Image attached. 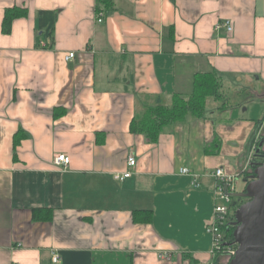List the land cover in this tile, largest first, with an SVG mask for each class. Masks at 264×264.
I'll use <instances>...</instances> for the list:
<instances>
[{"label":"crops","instance_id":"1","mask_svg":"<svg viewBox=\"0 0 264 264\" xmlns=\"http://www.w3.org/2000/svg\"><path fill=\"white\" fill-rule=\"evenodd\" d=\"M114 2L105 13L96 0H0V264H53V252L60 264L228 261L211 253V173L245 181L253 148L264 150V0ZM13 8L26 16L4 35ZM224 22L231 32L216 29ZM207 72L245 102L209 100L156 143L131 132L157 99L188 97Z\"/></svg>","mask_w":264,"mask_h":264},{"label":"trees","instance_id":"2","mask_svg":"<svg viewBox=\"0 0 264 264\" xmlns=\"http://www.w3.org/2000/svg\"><path fill=\"white\" fill-rule=\"evenodd\" d=\"M97 10L105 13L112 12L115 9L114 0H96ZM26 16L24 9L13 8L5 11L2 33L9 35L11 33L12 24L15 19ZM49 47V46H48ZM225 95L222 94L220 80L215 72L198 73L194 78L193 91L188 97L176 95L173 97L171 104H163L161 99H157L156 103L147 107L140 115L135 117L131 123V132L134 134H143L152 143H156L159 136L168 127L178 123L187 121L189 118H202L207 109L209 100L225 102ZM261 154H256L250 166V172L246 173V179H250L254 175L256 166L263 161ZM245 190V189H244ZM236 206V208H238ZM236 208L235 211L236 212ZM234 210V209H233ZM145 211H135V221L140 220V215ZM53 211L51 209H33V218L37 221H50ZM148 218L151 219V211ZM148 219V220H149ZM236 226L229 233L233 237ZM219 254L217 256H221ZM231 259H228L230 264Z\"/></svg>","mask_w":264,"mask_h":264},{"label":"built area","instance_id":"3","mask_svg":"<svg viewBox=\"0 0 264 264\" xmlns=\"http://www.w3.org/2000/svg\"><path fill=\"white\" fill-rule=\"evenodd\" d=\"M103 15H100L99 22H102ZM225 28L228 32L233 30L232 24L230 22H224L219 24L216 29ZM42 48H47L46 43H42ZM75 53H69L65 56L66 61H71L75 58ZM258 148L255 146L251 153L250 163L253 162L255 155L257 154ZM54 163L58 166L67 167L70 164V158L66 155H58L54 159ZM137 164V158L135 154L130 153L127 158V165L129 168H134ZM182 175H187L193 178V183L195 187L199 188L200 184L197 181V174H194L187 168L180 170ZM211 176L216 180L215 188V205L213 210V216L211 221L207 226V232L212 237V251L213 255L223 254L229 256L232 259L237 251L238 245L234 244L233 237L229 236V233L233 227H235L236 219L235 212H233V197L229 194L237 193L236 190V180L231 176L226 175L223 167H219L211 173ZM131 177V172L120 175L116 174L114 176L115 181H123ZM227 188V191L225 190ZM238 206V205H236ZM159 258L168 259L165 254H160ZM61 258L57 252L52 253L53 264H60Z\"/></svg>","mask_w":264,"mask_h":264},{"label":"water","instance_id":"4","mask_svg":"<svg viewBox=\"0 0 264 264\" xmlns=\"http://www.w3.org/2000/svg\"><path fill=\"white\" fill-rule=\"evenodd\" d=\"M262 149L263 144L257 154L262 155ZM244 182L246 187L241 194H229L247 199L235 212L233 239L238 248L230 264H264V159Z\"/></svg>","mask_w":264,"mask_h":264},{"label":"rangeland","instance_id":"5","mask_svg":"<svg viewBox=\"0 0 264 264\" xmlns=\"http://www.w3.org/2000/svg\"><path fill=\"white\" fill-rule=\"evenodd\" d=\"M222 93H223V95L227 94L228 98L225 97L226 101L233 102L237 107H238L239 104L245 102V97L238 96L237 93L235 92V90L223 89ZM215 102L218 103V101L215 100V101H213V104H215ZM244 187H246L244 179L240 178L239 180H237V182H236V190H237L238 194H241L243 192V190L245 189ZM246 201H247V199H241L239 197H234L233 198V203H234L233 205L234 206L232 208L234 210H233L232 214H234L236 205L240 206L242 203H245ZM221 256H225L227 259L230 258L229 256H226V255H223V254ZM223 264H228V261L226 263H223Z\"/></svg>","mask_w":264,"mask_h":264},{"label":"flooded vegetation","instance_id":"6","mask_svg":"<svg viewBox=\"0 0 264 264\" xmlns=\"http://www.w3.org/2000/svg\"><path fill=\"white\" fill-rule=\"evenodd\" d=\"M262 157L264 158V150L262 149Z\"/></svg>","mask_w":264,"mask_h":264}]
</instances>
